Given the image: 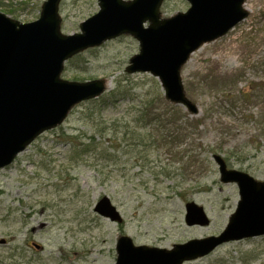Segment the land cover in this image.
Here are the masks:
<instances>
[{"label": "rangeland", "instance_id": "1", "mask_svg": "<svg viewBox=\"0 0 264 264\" xmlns=\"http://www.w3.org/2000/svg\"><path fill=\"white\" fill-rule=\"evenodd\" d=\"M43 1L11 2L15 17L2 8L9 1L0 0V13L20 23L33 22ZM243 7L247 18L198 48L181 69L185 95L197 114L164 100L157 105L160 116L170 114L177 121L169 126L171 139L160 137L166 133L159 123L149 124L151 134L158 127L157 144L149 149V169L135 163L124 143L112 145L110 135L98 136L93 127L99 121L109 126L125 115V103L95 112L92 122L90 107L78 105L60 126L43 133L0 169V264H115L121 236L130 237L135 246L170 250L224 231L239 194L236 184L220 182L213 156H221L229 169L264 181V0H245ZM188 8L186 0H163L161 18ZM98 10L97 0H62V34L79 32V24ZM138 50L133 37L120 36L67 62L61 78L104 80L111 91L116 80L128 76L124 68ZM129 77L137 91L154 83L162 95L150 75ZM73 137L86 144L92 138L83 156L72 155ZM106 154L114 158L107 160ZM163 169L183 174V182L173 174L162 175ZM102 197L116 208L120 224L94 212ZM188 202L203 208L207 226L185 223ZM184 264H264V236L223 243Z\"/></svg>", "mask_w": 264, "mask_h": 264}, {"label": "water", "instance_id": "2", "mask_svg": "<svg viewBox=\"0 0 264 264\" xmlns=\"http://www.w3.org/2000/svg\"><path fill=\"white\" fill-rule=\"evenodd\" d=\"M60 1L45 0L39 19L27 24L0 13V169L40 134L60 125L75 105L106 90L104 80L78 83L60 78L64 62L74 55L130 35L140 50L125 71L149 73L159 80L168 101L197 114L185 96L181 67L202 44L226 35L247 17L244 0H187L190 8L169 19L160 17L163 0H98V13L81 23L80 33L63 36ZM213 159L220 181L236 184L239 194L224 231L217 237L175 244L170 250L135 246L122 236L116 243L115 264H183L223 243L264 236V181L228 169L218 155ZM185 211L188 226L209 224L203 208L195 203H187ZM94 212L112 222L122 221L106 197L97 202Z\"/></svg>", "mask_w": 264, "mask_h": 264}, {"label": "trees", "instance_id": "3", "mask_svg": "<svg viewBox=\"0 0 264 264\" xmlns=\"http://www.w3.org/2000/svg\"><path fill=\"white\" fill-rule=\"evenodd\" d=\"M2 1H9L10 3V6L6 4L4 7H2L4 8V12L9 16L17 17V10L11 8V2L17 0ZM33 1L37 0H25V4ZM25 4L18 5L20 6ZM36 5L37 3L34 4V9H37L38 6ZM71 62L73 63V60ZM79 72L84 73L82 71ZM115 82V87L108 94L97 100L85 103L90 107V110H88V119H90V121L92 122V116L95 115V112H99V114H101L109 107H116L117 104L125 103V107L123 108L125 110V115H122L121 117L115 118L110 121L109 126H105V122L101 124V122L99 121L93 123V127L95 126L98 136L110 135L109 139L111 140L112 145L114 144L116 146L118 145V143H124L126 149H131L130 153H134L135 163H137L140 168H143L144 166L148 167V165L151 164L148 160L149 149L156 146V140L158 138V127H156L153 130V134H151L149 133V124H151V122L153 121L159 123V130L166 133L165 135L160 137L171 139L172 132L169 126L175 124L177 120L173 119L170 114L166 116H160L157 105L161 101H163L164 98L161 94H159V88L156 84L152 83L149 85V83H147L146 90H143L141 88L137 91L136 89H138L139 87H137L136 83L129 76H124L123 78L118 79ZM91 139L92 138H89V144H86L85 142H79L80 137L71 138L72 155L75 158L83 156L86 152V148L92 145ZM103 157H105V159L107 160L114 158V156L111 154L103 155ZM161 174L166 177H173L170 176L171 174H173L175 178L178 179V183H181L184 180L183 174H175L171 172V170L165 172V170L163 169ZM161 174L160 172H154L155 177H159L161 176ZM147 183V181H142V184Z\"/></svg>", "mask_w": 264, "mask_h": 264}]
</instances>
